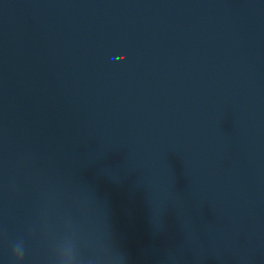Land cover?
<instances>
[{
    "label": "water",
    "instance_id": "1",
    "mask_svg": "<svg viewBox=\"0 0 264 264\" xmlns=\"http://www.w3.org/2000/svg\"><path fill=\"white\" fill-rule=\"evenodd\" d=\"M99 134L165 264H264V0H3Z\"/></svg>",
    "mask_w": 264,
    "mask_h": 264
}]
</instances>
